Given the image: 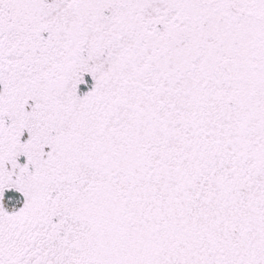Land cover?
<instances>
[{"label":"snow or ice","instance_id":"snow-or-ice-1","mask_svg":"<svg viewBox=\"0 0 264 264\" xmlns=\"http://www.w3.org/2000/svg\"><path fill=\"white\" fill-rule=\"evenodd\" d=\"M0 264H264V0H0Z\"/></svg>","mask_w":264,"mask_h":264}]
</instances>
